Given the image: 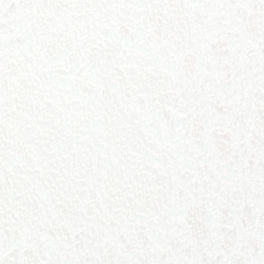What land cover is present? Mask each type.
Here are the masks:
<instances>
[{
    "label": "snow or ice",
    "instance_id": "snow-or-ice-1",
    "mask_svg": "<svg viewBox=\"0 0 264 264\" xmlns=\"http://www.w3.org/2000/svg\"><path fill=\"white\" fill-rule=\"evenodd\" d=\"M0 264H264V0H0Z\"/></svg>",
    "mask_w": 264,
    "mask_h": 264
}]
</instances>
